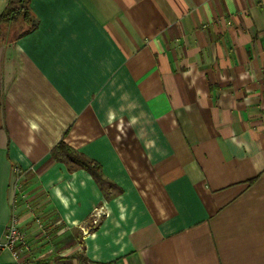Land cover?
I'll use <instances>...</instances> for the list:
<instances>
[{"label": "crops", "instance_id": "obj_1", "mask_svg": "<svg viewBox=\"0 0 264 264\" xmlns=\"http://www.w3.org/2000/svg\"><path fill=\"white\" fill-rule=\"evenodd\" d=\"M29 2L0 30V264H264V0Z\"/></svg>", "mask_w": 264, "mask_h": 264}, {"label": "trees", "instance_id": "obj_2", "mask_svg": "<svg viewBox=\"0 0 264 264\" xmlns=\"http://www.w3.org/2000/svg\"><path fill=\"white\" fill-rule=\"evenodd\" d=\"M30 0H6V4L3 10L0 12V30L5 25L22 24L25 25V29L22 30L20 35L29 33L36 27L33 15H31L30 10ZM15 25V26H14ZM62 155L68 162H70L73 167L86 170L92 177L94 182L102 185L103 179L100 172V168L93 164L91 161L87 160L83 156H79L73 150L65 146L63 142L57 144V146L52 150V157L58 159Z\"/></svg>", "mask_w": 264, "mask_h": 264}, {"label": "built area", "instance_id": "obj_3", "mask_svg": "<svg viewBox=\"0 0 264 264\" xmlns=\"http://www.w3.org/2000/svg\"><path fill=\"white\" fill-rule=\"evenodd\" d=\"M107 215L104 208H96L91 214V225L97 226L99 224V219ZM24 245L23 233L18 228L17 219L13 217L11 222L6 228L5 235L2 236L0 240V250H9L12 252L13 256L17 257V246Z\"/></svg>", "mask_w": 264, "mask_h": 264}, {"label": "rangeland", "instance_id": "obj_4", "mask_svg": "<svg viewBox=\"0 0 264 264\" xmlns=\"http://www.w3.org/2000/svg\"><path fill=\"white\" fill-rule=\"evenodd\" d=\"M6 2V0H0V12L3 10V8H4V6H5V3ZM25 26H26V24L25 25H23L22 26V24L20 25L19 23L18 24H16V26L15 27H12L11 29H12V37H14L15 35H17V33L19 32V31H22L23 29H25ZM35 227V226H34ZM40 228H38V230H39ZM21 231V230H20ZM22 232V231H21ZM45 232V231H44ZM23 233V232H22ZM46 233V232H45ZM24 234V233H23ZM48 240V239H47ZM24 244H25V238H24ZM46 245L48 246L47 247V249L45 250V251H48L49 253V259L50 258H52V257H54V255L57 253V251L54 249L56 246H55V244L53 243V240L52 241H50V239H49V241L46 243ZM21 246H24V245H21ZM18 247V246H17ZM50 249L51 250H53V251H50Z\"/></svg>", "mask_w": 264, "mask_h": 264}]
</instances>
